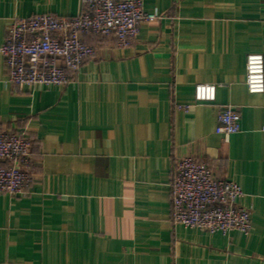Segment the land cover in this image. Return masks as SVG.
Wrapping results in <instances>:
<instances>
[{
    "label": "crops",
    "instance_id": "obj_1",
    "mask_svg": "<svg viewBox=\"0 0 264 264\" xmlns=\"http://www.w3.org/2000/svg\"><path fill=\"white\" fill-rule=\"evenodd\" d=\"M143 2L160 18L128 47L86 36L97 53L67 85L16 89L0 52V128L33 138L30 194L0 193V264H264V92L246 86L248 54L264 55V0ZM83 7L0 0V46L16 17ZM198 83L215 84L216 100L196 101ZM228 105L241 130L225 139L215 128ZM184 156L239 184L249 234L173 223Z\"/></svg>",
    "mask_w": 264,
    "mask_h": 264
},
{
    "label": "built area",
    "instance_id": "obj_2",
    "mask_svg": "<svg viewBox=\"0 0 264 264\" xmlns=\"http://www.w3.org/2000/svg\"><path fill=\"white\" fill-rule=\"evenodd\" d=\"M83 11L74 16L34 13L16 17L7 27L0 52L7 79L16 89L24 86L69 84L83 63L97 53L86 36L113 37L118 47L131 46L143 22L160 15L148 12L143 0H83ZM246 86L250 93L264 92V55L250 53L246 59ZM217 86L198 83L196 101H215ZM189 112L191 105H177ZM241 114L232 105L221 108L216 132L225 139L241 130ZM27 131L0 128V193L25 197L33 183L31 150ZM242 188L218 176L212 167L191 156L176 159L171 175L172 221L210 233L233 230L249 234L251 209L241 203Z\"/></svg>",
    "mask_w": 264,
    "mask_h": 264
}]
</instances>
